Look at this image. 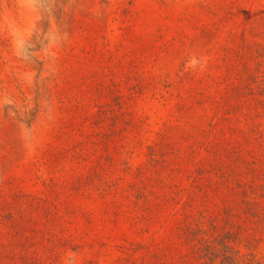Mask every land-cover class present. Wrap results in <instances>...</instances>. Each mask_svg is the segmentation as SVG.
Listing matches in <instances>:
<instances>
[{
  "label": "rangeland",
  "instance_id": "obj_1",
  "mask_svg": "<svg viewBox=\"0 0 264 264\" xmlns=\"http://www.w3.org/2000/svg\"><path fill=\"white\" fill-rule=\"evenodd\" d=\"M0 264H264V0H0Z\"/></svg>",
  "mask_w": 264,
  "mask_h": 264
}]
</instances>
